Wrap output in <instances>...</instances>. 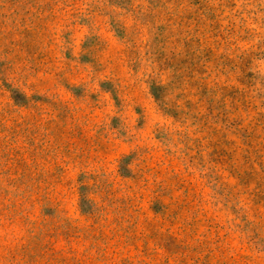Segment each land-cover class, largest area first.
Listing matches in <instances>:
<instances>
[{
	"label": "rangeland",
	"instance_id": "rangeland-1",
	"mask_svg": "<svg viewBox=\"0 0 264 264\" xmlns=\"http://www.w3.org/2000/svg\"><path fill=\"white\" fill-rule=\"evenodd\" d=\"M0 264H264V0H0Z\"/></svg>",
	"mask_w": 264,
	"mask_h": 264
}]
</instances>
